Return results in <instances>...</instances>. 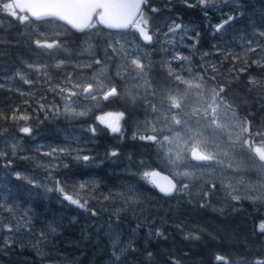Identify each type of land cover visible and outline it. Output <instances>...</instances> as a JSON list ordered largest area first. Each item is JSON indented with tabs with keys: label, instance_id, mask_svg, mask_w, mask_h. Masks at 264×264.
I'll use <instances>...</instances> for the list:
<instances>
[{
	"label": "trees",
	"instance_id": "1",
	"mask_svg": "<svg viewBox=\"0 0 264 264\" xmlns=\"http://www.w3.org/2000/svg\"><path fill=\"white\" fill-rule=\"evenodd\" d=\"M3 1L0 0V3ZM189 2L192 7L186 6L183 0H173L167 6V0H149L145 11L157 28L165 30L163 21L168 22L173 18L184 22L191 35L199 32V43L195 48L191 47L193 41L186 38V42L177 43L176 52L183 55L188 53L194 70L213 87L226 84L223 95L236 115L243 118L251 112L259 125L264 122V106L255 99L257 91L250 92L249 89L260 86L250 85L248 80L249 77L264 80V69L256 65L243 73L232 69H238L243 60L250 61L254 55L247 52L244 46L249 39H259L254 37V28L264 29V0H242L243 16L227 26L222 34L215 33L212 26L220 22L223 15L239 10L234 0H220L214 10L208 9L212 8L208 5V15H205L206 11L199 0ZM151 6L161 11L150 13ZM91 30L88 28L81 34L75 33L53 19H29L27 23L20 24L0 10V41L4 42L0 43V79H10L13 71L22 70L26 63L33 62L47 65L49 79L50 74L57 72L61 76L71 73L73 68L69 64L88 60L89 54L85 51L91 43L95 57L101 59L100 50H105L109 32L98 25L94 28V36ZM55 31L60 32L59 37L53 34ZM129 34L132 35L131 39L139 42L135 32ZM159 34L156 32L153 42L147 47V62H150L153 84L159 81L162 64L169 55L168 50L159 43ZM91 36L93 42L89 41ZM35 39H59L64 47L38 49L31 43ZM232 55L240 56L241 60L234 62ZM259 55L264 57V52ZM59 61H63L65 66L57 67ZM0 85H3L0 88V105L5 110L18 105L20 96L17 89L23 91V85L19 81L13 86L0 81ZM115 85L118 86V82ZM110 111L125 113L120 121L119 133H112L95 118L97 114ZM33 116L28 122L33 129L31 135L12 131L0 135V148L2 141L10 137L19 138L18 149L32 157L52 148L69 145L73 149L83 148L85 154L94 158L92 163L65 159L64 163H68L69 167L63 168L61 165L54 176L64 181L69 190L75 187V193L69 192L74 198L79 195L89 199V206L98 210L99 215L92 217L67 202L61 206L55 195L31 196L29 186L22 181L12 179L0 182V197L7 198L9 204L23 205L21 211L31 209L33 228V231L21 230L15 235L0 232V264H218L215 260L217 254L227 257L229 264H241L245 260L247 264H252L256 259L264 258V232L260 231V225L264 222V201L241 198L223 204L213 195L208 206L201 208L198 206V195H193V201L182 194L164 197L150 178H141L145 171H167L161 165L153 143L133 138V122L143 117L139 103L131 106L120 95L101 104L99 109L86 117L73 119L59 115L45 119L43 112L33 113ZM6 126L12 127L10 124ZM89 126L97 128L95 135L88 130ZM113 150L119 155L106 157L105 154ZM14 166L26 174H32L34 164L17 157ZM83 182L90 187L80 191L78 186ZM110 193V199L103 201V196ZM126 196L135 203L127 204ZM117 215L120 221L115 224ZM110 217L115 228L112 234L108 232ZM10 219L8 213L0 216L5 223ZM148 222L153 225L151 229ZM49 223H53L57 231L48 233L37 242L41 231L47 232ZM138 224L144 226L137 228ZM156 229L163 235L149 236V231L155 233ZM117 233V248L125 249L116 253L119 261L113 254ZM190 234L199 235L200 238H186ZM6 235L12 236L14 241L11 248L3 244ZM129 241L135 250L127 248Z\"/></svg>",
	"mask_w": 264,
	"mask_h": 264
},
{
	"label": "snow or ice",
	"instance_id": "2",
	"mask_svg": "<svg viewBox=\"0 0 264 264\" xmlns=\"http://www.w3.org/2000/svg\"><path fill=\"white\" fill-rule=\"evenodd\" d=\"M173 0H167V5H170ZM184 4L188 7L193 5L189 0H183ZM220 0H199L201 7L206 8L207 5L213 3H219ZM239 10L233 11L229 14L223 15L220 22L216 23L213 27L215 33H223L227 26L231 25L235 20L243 16L242 0H234ZM149 5V0H13V2L3 3L2 10L7 12L14 20L20 24H25L29 21L30 17L36 20L53 19L63 22L69 25L71 28L77 31H84L88 28H95L96 24L93 23V18L109 29H132L138 33L139 40L143 41L144 44H151L153 42V33L158 32L166 37H175L177 33L180 34V39L185 38L193 41L191 47L195 48L199 43V32L195 33V36L191 35L189 30L185 28L182 23L177 22L176 19H172L168 25H166V31L157 28L152 24L151 18L146 14L145 6ZM20 12L27 11L28 15L18 14ZM161 9L156 6L150 7V13H158ZM205 15H208L207 11ZM56 36H60V32L56 33ZM254 37L249 39L245 44L247 52L254 54L249 60H243L242 65L238 69H232V71H238L240 73L246 72L249 67L256 65L257 67L264 69V57H260V53L264 52V29L254 28ZM0 43H4L0 41ZM35 48L38 49H61L64 44L59 39L51 41L35 39L31 42ZM167 43H172L169 39ZM109 48L112 52L107 54L109 59L115 60L120 57L121 52L124 53L122 57V65L125 71L121 74L117 72V76L121 78H131L133 81L139 82L144 81V84L137 83L136 87H144L143 102L145 106V113L149 112L156 117L155 121H152L153 127L152 132H157L156 124L163 122L164 128L167 129V134L162 133V139H158L157 135H137L134 134L133 138L140 139L141 141H149L160 145L161 149H165L164 155L167 157L168 162L179 169L181 166L187 168L185 161L190 157L192 161H214L217 160L218 156H227L228 152L221 153L220 143H218L214 137L218 135L217 130H223L225 125L218 122L221 108L232 112V117L235 123L232 125L233 128H238L239 131L234 133L235 139L230 144V149H238L242 153H246L254 161L259 162L260 167H264V122L257 125L254 121L253 114L250 112L248 116L243 118H237L235 110L232 105L225 99L224 93L227 87L226 84H220L217 87H213L204 90L201 83H193L191 80H186L182 75L177 74L168 68L167 76L165 77V83L167 84V91L161 97L160 103L157 104L154 100H150L149 97H156L158 95L157 90L152 86L151 82L148 81V75L150 71V62H144V58L139 52L135 50H125L123 45L118 49L115 44H109ZM205 56L208 53H204ZM176 60H186L187 57H181L177 55ZM232 60L235 62L241 60L240 56L232 55ZM130 61V63H129ZM64 62L59 61L57 67H60ZM94 65L100 66V73L104 72V66L106 61L96 59L93 62L83 65V67L91 68ZM29 69L35 70L37 73L43 71L42 66L37 64L29 63L27 65ZM215 71V67H213ZM46 75V72H45ZM16 76L23 80L26 85H32L33 81L24 77L23 72H17ZM67 81L71 85L70 87H64L57 85L56 88H49V91L54 94L61 96V99L65 102L63 107V113L60 107L56 105H45L39 103L38 107L32 109V112L28 111L27 107L22 108L19 105L9 107L7 110L0 105V135H6L10 131L17 134L31 135L33 129L29 121L34 116L33 113H44L45 119H50L61 114L66 117H79L85 116L86 111H76L73 101V97L84 95L86 98H90L92 101L104 100L109 101L110 98H118L120 91L118 87L113 83L109 86L107 82L100 81L98 84L92 82L86 86H82L76 83L72 79V74L69 73ZM194 80H202L203 76L193 77ZM215 80V77H212ZM248 83L250 85H259V88H250L249 91H257V99L262 106H264V80H257L249 77ZM146 85V86H145ZM181 85H186V88H181ZM3 85H0L2 88ZM192 89H196L195 92ZM17 92L21 96L26 95L25 92L17 89ZM127 95L131 98L135 104L138 100V94H133L131 90L128 91ZM193 97L197 98V103H200L199 98L207 97L203 111L200 108H193L192 111H187V107L190 105ZM210 101V102H209ZM28 105V101H25ZM125 113H106L104 116H98L97 120L100 124H103L112 133L121 132L120 121L124 118ZM38 118V116L36 117ZM11 125L9 128L6 125ZM89 131L93 135L96 134L97 128L89 126ZM211 133V134H209ZM231 139V137H230ZM106 157H117L119 155L116 151H111L105 154ZM29 161L34 164L32 174H26L25 172L18 170L14 166L15 158ZM42 157L49 159L43 160ZM65 159L75 160L77 162H84L85 164L92 163L94 158L84 153L83 148L73 149L71 146L65 148H52L51 151L40 152L37 157H32L23 154L21 149H18L17 145L13 142L11 151H0V182H9L12 179L22 181L29 186V195L31 196H45L50 197L55 195L57 200L60 201L61 206L64 202L69 205L76 206L79 209L89 213L92 217L99 215L98 210L89 206V199L82 198L76 195L74 198L73 194L69 192H76L75 187L71 190L68 189L64 181L56 178L54 173L59 170L61 165L63 168H68L69 164L64 163ZM222 163V161H221ZM143 167V162H141ZM200 165H193L192 167H199ZM230 166V165H229ZM150 177H159L163 183H158L155 179L151 180V183L155 188H158L160 193H163L165 197H172L175 195L188 196L190 201H193V193L190 190V183L177 180L175 183L172 179L167 176H160L159 172L145 171L142 175V179H148ZM176 177L187 178L191 181L193 179H199L194 171L184 170L176 171L174 173V179ZM90 185L87 182L80 183L78 188L80 191L88 189ZM225 189L230 188V185H224ZM216 184L211 183L202 187L201 191L196 195L199 196L198 206L204 208L208 206L210 198L215 194ZM112 194L103 196V201H108ZM231 200L239 201L240 195L235 192H228ZM181 196V198H182ZM127 204H133L135 201L129 197H124ZM256 199H264V196L256 197ZM23 205L12 203L9 204L7 198L0 197V216L4 213H8L10 220L5 223L0 220V232H6L9 234H18L21 230L25 232L33 231L32 228V215L31 209H25L21 211ZM118 212L120 210H117ZM120 221V216H116L115 224ZM108 223L109 234L114 233L115 228L110 217ZM143 224H138L137 228L143 227ZM148 226L151 229L153 226L151 222H148ZM57 227L53 223H49L47 232L41 231L38 238L44 239L48 233H55ZM260 231L264 232V222L260 225ZM155 235L160 237L163 233L156 229L155 233L149 231V236ZM189 239H199V235L186 236ZM12 236H4L3 244L11 248L13 246ZM119 244L118 233L113 243V254L116 261H119V255H116L118 251H124L125 249L117 248ZM128 249L135 250L132 247V242L129 241L127 245ZM151 256V253H149ZM215 260L218 262L223 261L224 264H229L227 257L217 254ZM241 264H247V261H242ZM252 264H264V258H258L252 262Z\"/></svg>",
	"mask_w": 264,
	"mask_h": 264
},
{
	"label": "rangeland",
	"instance_id": "3",
	"mask_svg": "<svg viewBox=\"0 0 264 264\" xmlns=\"http://www.w3.org/2000/svg\"><path fill=\"white\" fill-rule=\"evenodd\" d=\"M213 9L215 6H217V3L209 4ZM208 6V5H207ZM214 10V9H213ZM7 14V12H5ZM4 24V23H3ZM169 22L163 21L162 25L166 26ZM191 29V28H190ZM92 35L94 36L95 30L92 28L91 30ZM106 38H108L109 42L106 40L107 45L105 46V50H100V60L106 61V64L104 66V72L102 75H97L100 73V66L94 65L91 68L83 67V65H87L90 62H93L96 59L95 57V50L94 45L90 44L87 47V51H85L88 56V60L84 61L82 63H74L72 66V79L76 83H79L82 86H86L88 83L92 82L94 84H98L100 81L107 82L109 86L111 84H115V80H118V86L120 88V95L122 98L129 103H132L131 98L127 95L128 91L131 90L133 94H138V103L140 104V109L142 111L143 117L135 122H133L132 125V132L137 135H157L158 139H162V133L161 130H163V134H167V129L164 128L163 122L156 124L157 132H152L153 123L152 121H155L156 117L153 116L150 112L148 114L145 113V106L143 102L144 87H136L137 83L144 84V81H133L130 77L129 78H121L117 76V72L119 71L121 74L124 73L125 69L124 67H121L123 61L122 57L124 55L123 52H121L120 57H117L115 60L109 59V56L107 54L112 52V49L108 47L109 44H115L116 47L119 49L121 45H123L125 50H135L140 53V55L144 58L147 56L145 55L144 50L138 49L137 42L131 38H129V35H123V34H116L114 36H111L110 34H107ZM171 39L172 43L175 40V43L173 45L174 50L171 51L170 55V61L166 58V69L168 70L169 67H171V70L177 74H180L183 76L186 80H191L193 83H201L203 85V88L205 91H207L210 88H213L211 84L207 82V80H194L193 77H199L201 76L198 71H195L194 68L191 65V60L189 59V54L186 53L185 55L180 54L179 52H176V46H177V40L178 42L184 41L186 42L187 39L184 40L180 39V34H176L175 37H162V42L164 45L168 46L167 50H169V47L171 46V43H167V41ZM89 41H92V36ZM89 44V43H88ZM191 45V44H190ZM190 47V46H189ZM102 48V47H101ZM96 55H98L96 53ZM179 55L181 57H187L186 60H176L175 57ZM173 57V58H172ZM147 61V60H146ZM144 59V62H146ZM130 63V61H129ZM42 66L43 72L41 77V73H37L35 70L30 75V80L33 81L32 85H28L26 89V95L18 97V105L22 108L27 107L28 111L32 112V109L35 107H38L39 103H44L45 105H56L60 107L61 112L63 113V107H64V101L61 99V96L58 94H54L53 92L49 91V88H56L57 85H61L64 87H70L71 85L67 81V76L69 73L61 76L58 72L57 74H50V79L47 77V65L40 63ZM169 65V66H168ZM61 66H65L63 63ZM60 66V67H61ZM21 72V71H16ZM46 72V75H45ZM16 73L12 78H18L16 76ZM24 74V77L28 79L27 74ZM167 76V71L163 70L161 73H159V81L157 83L152 84V86L157 90L158 95L156 97H149L150 100H154L157 104L160 103L161 97L166 93L167 91V84L165 83V77ZM56 78L57 82L52 81V79ZM13 80V79H12ZM20 84L23 85V80L20 79ZM146 86V85H145ZM181 88H186V85H181ZM193 92L196 91V89H192ZM74 101V107L76 111H86L85 116H79V117H68V118H80V117H86L89 114H91L92 111L95 109H99L100 105L102 104V101L104 100H98V101H92L90 98H86L84 95H80L77 97L72 98ZM112 99V98H110ZM200 103H197V98L193 97L191 100L190 105L187 107V111H192L193 108H200L201 111H203V107L205 105V101L207 100V97L199 98ZM25 101H28V105L25 104ZM210 102V101H209ZM131 104V105H132ZM106 113H117V112H105L101 114L95 115V118L97 120L98 116H104ZM236 115V113H235ZM60 116H65L61 114ZM237 118H239L236 115ZM98 121V120H97ZM99 122V121H98ZM218 122L222 125H225L223 130H217L218 135L214 137V139L220 143L221 148L219 151L221 153L228 152L227 156H218L217 160L214 161H192L190 157L185 161V164L187 165V168L184 166H181L179 169L172 166L168 160L167 157L164 155L165 149H161L159 144L153 143L156 153L158 156V159L161 162V165L164 167L165 171L162 172L165 174H168L174 179V173L176 171H194L199 179H193L191 181L187 180V178L183 177H176L174 180L175 182L177 180H182L183 182L190 183V190L193 193V195H196L199 193L202 189V187L207 183L208 185H211V183L216 184V191L215 194L217 196V199L220 203L227 204L228 202L232 201L230 196L228 195V192H235L236 194L240 195L243 199H249L254 201H264V199H256V197L264 196V167L259 166V162L254 161L252 157L247 155L246 153L240 152L238 149H230V144L232 140L235 139L234 133L238 132V128H233L232 125L235 123V120L232 117V112L227 111L223 108L220 110V115L218 117ZM211 134V133H209ZM231 137V139H230ZM7 141H2V146L0 148V151H11L12 150V144L13 142L17 145V147L20 146L19 138H6ZM71 146V145H69ZM44 152V150H42ZM34 157H37L35 155ZM43 159V158H41ZM49 159V158H47ZM43 159V160H47ZM222 161V163H221ZM199 164V167L193 168V165ZM230 165V166H229ZM160 172V171H159ZM152 180V178L150 177ZM224 185H230L231 187L228 189H225Z\"/></svg>",
	"mask_w": 264,
	"mask_h": 264
},
{
	"label": "flooded vegetation",
	"instance_id": "4",
	"mask_svg": "<svg viewBox=\"0 0 264 264\" xmlns=\"http://www.w3.org/2000/svg\"><path fill=\"white\" fill-rule=\"evenodd\" d=\"M9 2H11V0H4L3 2H1L0 3V6H2V4L3 3H9ZM203 8V7H202ZM204 9V11H206V8H203ZM0 10H2V7H0ZM2 12L4 13L5 11H3L2 10ZM8 15V14H7ZM22 15H25V14H22ZM173 19V18H172ZM172 19H170V20H168V22L170 23V21L172 20ZM177 22H180V23H182V25L186 28V25L184 24V22H181L180 20H177ZM94 23V22H93ZM164 31H166V26H165V30ZM58 31H55L53 34L54 35H56V33H57ZM130 32H135L134 30H131V29H125V30H121V31H118V32H109V34L111 35V36H114V35H116V34H123V35H130L129 33ZM136 33V32H135ZM137 34V33H136ZM179 34V33H178ZM154 35L156 36V32H154L153 33V37H154ZM132 35H130L129 36V38L131 37ZM164 35H162L161 33L158 35V39H159V43H160V45L163 47V48H166L167 49V47L168 46H166V45H164L163 44V42H162V37H163ZM138 37V36H137ZM138 40H139V38H138ZM140 42V41H139ZM139 42H137V45H138V49L140 50H144V52H145V55L147 56V47H148V45L149 44H142V43H139ZM174 43H175V40L173 41V43H171L170 45V47H169V50H168V52H169V55L166 57L167 59H168V61H170V55L172 54L171 53V51L173 50V45H174ZM177 43H178V40H177ZM173 58V57H172ZM144 59H145V61L147 60V58L146 57H144ZM147 62V61H146ZM29 63H26L25 64V66L23 67V69L21 70V69H19L18 71H22V72H24L25 74H27V75H29L28 76V79H31L30 78V75L34 72V70H32V69H29L28 67H27V65H28ZM32 64H37L36 62H33ZM40 65V64H39ZM72 64H69V66H71ZM166 65H167V63H166V60L163 62V64H162V68H161V71H163V70H166V71H168L167 69H166ZM169 66V65H168ZM43 72V71H42ZM42 72H41V77H43V75H42ZM15 73H16V71H13V74L12 73H10V74H12V76H14L15 75ZM11 76V77H12ZM13 79V80H12ZM12 79H9V78H1L0 79V81L1 82H4L5 83V85H7V86H13V85H15V82H20V79H18V78H12ZM148 81L149 82H151V84H153V81H152V79L153 78H151V73H150V71H149V75H148ZM159 80V79H158ZM116 82H118V80H115ZM114 83V82H113ZM117 86V85H116ZM23 87H24V89H23V92H26V89H27V87H28V85H26V84H24L23 83ZM118 87V89H119V91H120V88H119V86H117ZM18 95H20L19 94V92H18ZM111 100V99H110ZM109 100V101H110ZM109 101H102V104H104V103H107V102H109ZM129 103V102H128ZM138 103V101L135 103V104H137ZM132 103H129V105H131ZM135 104H132L131 106H133V105H135ZM111 112V111H110ZM141 113H142V111H141Z\"/></svg>",
	"mask_w": 264,
	"mask_h": 264
},
{
	"label": "water",
	"instance_id": "5",
	"mask_svg": "<svg viewBox=\"0 0 264 264\" xmlns=\"http://www.w3.org/2000/svg\"><path fill=\"white\" fill-rule=\"evenodd\" d=\"M11 2H13V0H11ZM17 12L19 13V14H26V15H28V16H30V13H28L27 11H25V12H20V10H17ZM30 19L31 20H35V21H38V20H36L35 18H33V17H30ZM47 19H50V18H47ZM43 20H46V19H43ZM93 20H95V22L102 28V29H104V30H108V31H120V30H125V29H109V28H106V27H104L103 25H101V24H99V22L95 19V17L93 18ZM39 21H41V20H39ZM56 21H58V20H56ZM58 22H60V23H62V24H64L63 22H61V21H58ZM66 27H68L70 30H72V31H74L75 33H83L84 31H77L76 29H73V28H71L69 25H67V24H64ZM132 30V29H131ZM138 34V33H137ZM141 41V40H140ZM142 43H144L143 41H141ZM155 172H159V171H155ZM160 173V176H167L169 179H172L173 180V182L175 183V180L171 177V176H169L168 174H165V173H162V172H159ZM153 179H155L158 183H163V181H161L160 179H159V177H152ZM156 190L160 193V191H159V189L158 188H156ZM161 195H163V193H160ZM164 196V195H163ZM165 197V196H164Z\"/></svg>",
	"mask_w": 264,
	"mask_h": 264
}]
</instances>
